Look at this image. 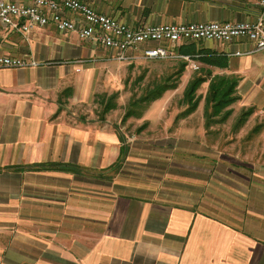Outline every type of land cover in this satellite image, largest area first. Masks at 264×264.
Here are the masks:
<instances>
[{"label": "crops", "instance_id": "0c3cea01", "mask_svg": "<svg viewBox=\"0 0 264 264\" xmlns=\"http://www.w3.org/2000/svg\"><path fill=\"white\" fill-rule=\"evenodd\" d=\"M83 1L132 26L255 21L264 13L255 0ZM95 43L52 23L34 29L29 39L0 26V56L40 62L0 66V264L10 248L27 254L14 259L30 264H264V159H223L220 172L212 167L185 176L197 193L194 201L129 180L119 192L116 182L104 190L99 183L86 187V198L78 174L23 171L42 162L100 170L116 161L115 132L87 125L77 112L70 116L61 108L64 89L75 84ZM205 45L226 55L221 74L238 78L237 101L252 109L246 123L254 128L264 122V50L248 39ZM77 99L72 91L67 100ZM69 179H77L73 192L51 202L54 193L61 198ZM212 187L221 193L217 202L203 198ZM22 235L28 237V252L20 247Z\"/></svg>", "mask_w": 264, "mask_h": 264}, {"label": "rangeland", "instance_id": "374dc122", "mask_svg": "<svg viewBox=\"0 0 264 264\" xmlns=\"http://www.w3.org/2000/svg\"><path fill=\"white\" fill-rule=\"evenodd\" d=\"M210 42L216 43L200 41L198 48L206 47L205 44ZM95 44L94 53L83 58V68L75 84L64 89L61 108L68 110L70 116L77 112V117L87 125L99 124L115 132L118 138L116 161L100 170L73 163L42 162L27 165L23 171L54 170L78 174L82 177L78 178L79 183L85 187L78 193L86 198L89 195L86 187H97L99 183L100 189L104 190L116 182L119 192L126 186L123 181L128 183L129 180L134 184L152 183L168 195L178 193L186 200L189 196L194 201L197 193L191 191V181L185 176L197 177L204 171L208 173L212 167L213 171L220 172L223 159L235 162L236 159L250 162L264 159V122L257 121L254 128L250 127L252 124L246 123L249 116H243L247 109L238 101L219 115L206 107L210 82L216 74L222 75L219 67L207 66L191 57L192 60L181 57L146 59L139 52L130 59H119L117 51ZM179 47L175 54H180ZM192 61L199 67L195 68ZM199 76L207 79L194 94L199 104L189 115H182L191 104L186 90ZM163 87L166 89L159 98L146 100L152 99ZM72 91L79 96L76 102L67 100ZM228 109L231 113L224 117ZM128 111H131L130 116ZM63 165L67 166L64 168ZM76 180H68L69 186L62 190L61 198L54 193L49 200L67 199ZM214 188H210L203 198L213 200L215 195L221 194ZM20 247L22 252H28V237L22 235ZM19 255L27 258V254L10 248L3 264L33 263L28 259L13 258Z\"/></svg>", "mask_w": 264, "mask_h": 264}, {"label": "built area", "instance_id": "2783aa9c", "mask_svg": "<svg viewBox=\"0 0 264 264\" xmlns=\"http://www.w3.org/2000/svg\"><path fill=\"white\" fill-rule=\"evenodd\" d=\"M255 1L264 7V0ZM51 23L62 32H77L83 40L91 39L117 51L119 59H130L139 52L146 59L181 57L188 60L192 58L190 55L175 54L176 47L200 41L232 44L248 39L255 43L256 50H264V15L256 21L144 23L132 26L121 18L97 11L83 0H0V25L8 32L29 39L34 29ZM236 54L244 52L237 51ZM39 65L35 58L0 56V66L6 68ZM193 65L199 67L196 62Z\"/></svg>", "mask_w": 264, "mask_h": 264}, {"label": "trees", "instance_id": "16d2710c", "mask_svg": "<svg viewBox=\"0 0 264 264\" xmlns=\"http://www.w3.org/2000/svg\"><path fill=\"white\" fill-rule=\"evenodd\" d=\"M180 54L190 55L192 58H196L201 61L203 64L207 66H215L219 68H224L227 66V57L222 53H218L213 51L209 47H199L197 42H190L186 44H182L179 47ZM207 81L204 77H196L193 81L190 82L187 90L186 97L191 103L190 106L183 112L182 115H189L192 113L198 106V100L195 99L194 94L196 90L200 87V85ZM238 86V78L236 76H226V75H215L209 86V90L206 96V107H211L213 110V114H221L228 106H230L233 102L238 100L236 95V88ZM166 88L163 87L159 90L152 99H146L147 101H151L157 99L162 94L163 90ZM252 112V109H248L243 114L244 118H247ZM231 110L228 109L224 113V117L229 116ZM131 115V111H128V116ZM64 168L67 165H63Z\"/></svg>", "mask_w": 264, "mask_h": 264}]
</instances>
